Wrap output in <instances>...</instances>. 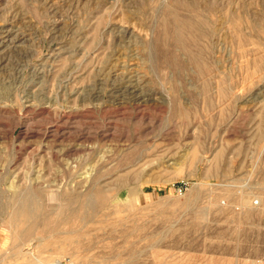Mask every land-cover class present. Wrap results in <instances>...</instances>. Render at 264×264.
Instances as JSON below:
<instances>
[{
    "label": "rangeland",
    "instance_id": "obj_1",
    "mask_svg": "<svg viewBox=\"0 0 264 264\" xmlns=\"http://www.w3.org/2000/svg\"><path fill=\"white\" fill-rule=\"evenodd\" d=\"M264 264V0H0V264Z\"/></svg>",
    "mask_w": 264,
    "mask_h": 264
},
{
    "label": "bare ground",
    "instance_id": "obj_2",
    "mask_svg": "<svg viewBox=\"0 0 264 264\" xmlns=\"http://www.w3.org/2000/svg\"><path fill=\"white\" fill-rule=\"evenodd\" d=\"M53 264H62L60 260L55 261Z\"/></svg>",
    "mask_w": 264,
    "mask_h": 264
}]
</instances>
